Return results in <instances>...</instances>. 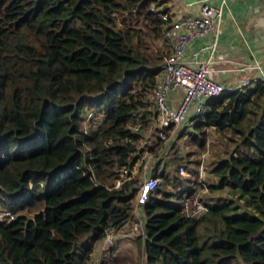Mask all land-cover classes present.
Wrapping results in <instances>:
<instances>
[{"label": "trees", "instance_id": "1", "mask_svg": "<svg viewBox=\"0 0 264 264\" xmlns=\"http://www.w3.org/2000/svg\"><path fill=\"white\" fill-rule=\"evenodd\" d=\"M168 1L0 0V264H94L132 219L141 179L122 171L154 153L143 141L159 132ZM206 105L190 117L197 149L148 173L159 183L141 203L144 264H264V85ZM210 127L227 140L204 167ZM192 196L206 209L188 215Z\"/></svg>", "mask_w": 264, "mask_h": 264}, {"label": "built area", "instance_id": "2", "mask_svg": "<svg viewBox=\"0 0 264 264\" xmlns=\"http://www.w3.org/2000/svg\"><path fill=\"white\" fill-rule=\"evenodd\" d=\"M225 2L226 0H220L218 5L204 3L198 14L183 16L176 20L171 19L167 22L164 34L168 39L169 51L163 58L152 92L153 106L156 111L155 127L159 129L157 136L159 141H165L168 131L175 132L188 117L203 116L207 111L206 101L211 96L236 90L247 91L251 88L246 81H242L237 86H230L224 85L214 77L212 57L216 46V33L226 7ZM163 17L168 18L167 15ZM210 33H215V38L203 47L208 49V56L199 61L195 67L187 64L184 52L189 42L195 37ZM259 81L264 85V78ZM178 87L183 88V95L178 105L173 107L168 103V94ZM179 170L184 172L181 166ZM122 172L132 174L133 170L126 168ZM199 174H203L201 168ZM158 181V178L147 175L137 183V204L146 201L148 192L158 184ZM183 209L188 215H194L206 209V206L198 196H192L185 199ZM141 233L145 236L143 229ZM104 240L110 243L113 239L108 233Z\"/></svg>", "mask_w": 264, "mask_h": 264}, {"label": "crops", "instance_id": "3", "mask_svg": "<svg viewBox=\"0 0 264 264\" xmlns=\"http://www.w3.org/2000/svg\"><path fill=\"white\" fill-rule=\"evenodd\" d=\"M167 3L171 18L176 20L183 16L198 14L204 3L218 5L220 0H169ZM225 6L216 33V46L212 57L214 77L224 85L237 86L242 81H246L253 88L259 80L264 78V0H226ZM214 38L215 33H210L192 39L184 52L186 63L195 67L199 61L206 58L209 51L203 47L211 43ZM166 50H169L168 43ZM182 95V87L170 91L168 103L173 107L177 106ZM189 118L180 128L182 126L190 128L192 119ZM153 126H156V120ZM151 130L147 131L145 144H150V140L155 136L153 134L155 130ZM147 136H150L149 140ZM151 147L149 145L145 149L148 150ZM149 153L147 163L150 162L152 154ZM138 161L141 162V160ZM162 163L163 161L158 159L151 161L149 163L151 165L146 168L147 173L153 172L154 167H160ZM138 166L140 165L137 164ZM141 205H134L132 218L139 219L143 224L144 214Z\"/></svg>", "mask_w": 264, "mask_h": 264}, {"label": "rangeland", "instance_id": "4", "mask_svg": "<svg viewBox=\"0 0 264 264\" xmlns=\"http://www.w3.org/2000/svg\"><path fill=\"white\" fill-rule=\"evenodd\" d=\"M155 46V45H154ZM166 49V46H165ZM169 51V50H168ZM152 99V97H151ZM95 111L90 110L87 117L86 121H88V118H93L92 122L95 120V123H93V126L97 124L99 117L96 118V115H93ZM85 124V121H84ZM86 125V124H85ZM185 126H182L183 128ZM178 128L174 133L169 132L167 133V138L165 141H159L156 138V133H153L155 136L152 140H150V144H145L146 140L144 139V147H148L149 145L152 146V151L154 153H149V152H144L141 155V166L142 169L140 168V171L138 172V167L137 164L140 162L138 161L132 168L133 170V175L135 176L136 173L138 174V179H144L147 175V169L148 166H150L151 161H154L155 159H158L159 161H165L166 159H169L173 157L174 152L178 151L179 155H184L187 151L189 150H196L197 147L195 144V139H192L191 133H197V130L194 128H189L185 127V129ZM182 132H179L180 130ZM149 131V130H147ZM146 131V134H147ZM189 131L191 133H189ZM207 137H206V143L204 144V147L202 151L200 152L199 156L201 159H203L204 162V167L206 165L208 166L209 163L211 162L213 156L216 154V152L221 151L223 147L221 144L227 140L225 134L218 133L215 129H212L211 127L207 129ZM178 132V133H177ZM188 133V134H187ZM150 139V136H147V140ZM156 139V140H155ZM148 143V141H147ZM145 149V148H144ZM171 152V154H169ZM148 153L151 154L150 162L147 163L149 160ZM190 157H197V155H191ZM179 170V169H178ZM186 171L188 172V169L186 168L184 170L183 174H180L182 176H185ZM180 173V171L178 172ZM189 176L194 175V178L196 177V173H191L188 172ZM191 177V181L194 179ZM205 179L206 181L211 180V176L208 175L207 173L205 174ZM159 180V179H158ZM190 181V182H191ZM159 183V181H158ZM203 192V191H202ZM199 193V192H196ZM195 194V193H194ZM192 194V195H194ZM201 195V193H199ZM203 195V194H202ZM217 193L213 194H208V196H201L202 198L204 197L205 199L207 197H216ZM137 196V195H136ZM136 202V198L134 200V203ZM2 212H0V216H2ZM136 227V229H134ZM143 229L141 225V221L139 219L132 218L127 225L122 227L120 230L117 232H111L110 236L112 237L113 240L112 242L108 241H103L98 247H96L95 253L93 254V262L94 264H97L100 261L101 256L103 255V259H105L106 264H144V258L141 253V251L138 248L137 242H136V236L139 233V231ZM109 245H113L112 251H108ZM112 258L117 259V262L114 263L112 262Z\"/></svg>", "mask_w": 264, "mask_h": 264}]
</instances>
